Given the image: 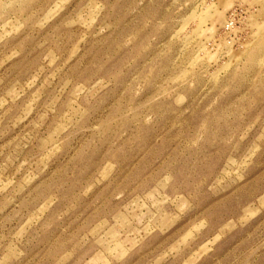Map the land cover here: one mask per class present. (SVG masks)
<instances>
[{"label":"rangeland","instance_id":"1","mask_svg":"<svg viewBox=\"0 0 264 264\" xmlns=\"http://www.w3.org/2000/svg\"><path fill=\"white\" fill-rule=\"evenodd\" d=\"M247 12L0 0L4 264H264V24L227 28ZM201 137L179 182L160 174Z\"/></svg>","mask_w":264,"mask_h":264},{"label":"clouds","instance_id":"2","mask_svg":"<svg viewBox=\"0 0 264 264\" xmlns=\"http://www.w3.org/2000/svg\"><path fill=\"white\" fill-rule=\"evenodd\" d=\"M233 4L238 5L241 9L247 7L248 12L242 16L238 21L233 20L232 22L227 24V28L231 31L233 35L240 34L242 32H248L249 34H253L256 32V25L257 24H264V0H232ZM238 25V26H236ZM235 40H230L229 43H234ZM264 59L262 57H258V62ZM192 89L195 90L196 83L195 81L192 82L191 85ZM184 104L189 103V96H184ZM170 114L166 113L163 116L152 114L147 116V120L141 119V123L144 124L147 128L151 129L154 124L158 120L167 119ZM205 143V138L201 137V140L195 145H191L187 142H182L179 145H173L166 148L163 153L162 159H167V162L161 169V175L167 176L170 182H179L180 174L179 168L181 166V162L188 157L190 153L199 152L201 150V146ZM175 149V151H174ZM212 149H208L211 151ZM206 154V153H205ZM189 163H194V161H189ZM121 167L119 162L112 163V174H114L117 169ZM108 179V177H105ZM240 181H243L245 177L240 175L238 177ZM197 208L195 205H190L188 209H186V214L197 212ZM207 226V225H206ZM18 256L16 257L17 260H20L24 256V252L22 249H17ZM0 264H4L3 260L0 259Z\"/></svg>","mask_w":264,"mask_h":264},{"label":"bare ground","instance_id":"3","mask_svg":"<svg viewBox=\"0 0 264 264\" xmlns=\"http://www.w3.org/2000/svg\"><path fill=\"white\" fill-rule=\"evenodd\" d=\"M214 16V18L213 19H215V20H218V21H221V18H220V15L219 14H214L213 15ZM211 20H212V18H211ZM196 26V25H195ZM197 27V26H196ZM201 26L199 25V28H200ZM198 28V27H197ZM193 31H194V29H193ZM194 32H196V31H194ZM193 32V33H194ZM198 33V32H197ZM191 35H192V32L190 33ZM189 34V35H190ZM195 34V33H194ZM187 37V36H186ZM190 37V36H189Z\"/></svg>","mask_w":264,"mask_h":264}]
</instances>
